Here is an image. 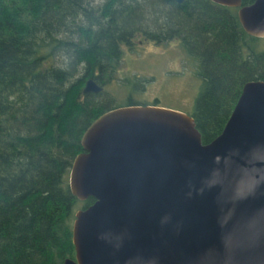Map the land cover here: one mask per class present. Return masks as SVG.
<instances>
[{
    "label": "trees",
    "instance_id": "obj_1",
    "mask_svg": "<svg viewBox=\"0 0 264 264\" xmlns=\"http://www.w3.org/2000/svg\"><path fill=\"white\" fill-rule=\"evenodd\" d=\"M253 0H241V5ZM0 0V264L73 259L67 186L84 128L100 113L148 104L105 90L133 38L179 46L200 86L192 116L202 143L217 136L242 85L264 80V39L246 35L235 8L210 0ZM153 30L139 25L153 16ZM87 78L102 90L82 93ZM154 104V103H149ZM156 105V104H155Z\"/></svg>",
    "mask_w": 264,
    "mask_h": 264
},
{
    "label": "water",
    "instance_id": "obj_2",
    "mask_svg": "<svg viewBox=\"0 0 264 264\" xmlns=\"http://www.w3.org/2000/svg\"><path fill=\"white\" fill-rule=\"evenodd\" d=\"M210 1L264 38V0ZM101 90L91 78L81 89ZM79 144L67 186L93 200L73 212L63 264H264V80L242 85L207 143L191 115L131 104L96 116Z\"/></svg>",
    "mask_w": 264,
    "mask_h": 264
},
{
    "label": "rangeland",
    "instance_id": "obj_3",
    "mask_svg": "<svg viewBox=\"0 0 264 264\" xmlns=\"http://www.w3.org/2000/svg\"><path fill=\"white\" fill-rule=\"evenodd\" d=\"M102 0H94L100 6ZM153 16L139 25L145 30H153ZM131 49L123 47V53L114 71L113 78L105 90L120 91L118 98L128 94L123 80L136 87L132 96L139 102L154 103L190 114L200 86L195 74L194 62L186 56L176 38L166 42H156L136 35ZM81 207L79 202L78 208Z\"/></svg>",
    "mask_w": 264,
    "mask_h": 264
},
{
    "label": "flooded vegetation",
    "instance_id": "obj_4",
    "mask_svg": "<svg viewBox=\"0 0 264 264\" xmlns=\"http://www.w3.org/2000/svg\"><path fill=\"white\" fill-rule=\"evenodd\" d=\"M219 5V4H218ZM226 7V6H225ZM230 8H232V7H230ZM235 14H236V8H235ZM237 18V17H236ZM242 29V28H241ZM244 32V31H243ZM245 33V32H244ZM246 34V33H245ZM246 35H248V34H246ZM249 36V35H248ZM252 37V36H251ZM255 38H257V37H255ZM261 39H264V38H261Z\"/></svg>",
    "mask_w": 264,
    "mask_h": 264
}]
</instances>
